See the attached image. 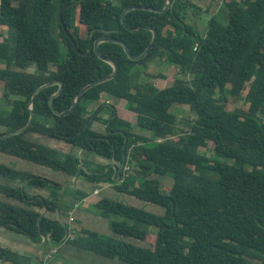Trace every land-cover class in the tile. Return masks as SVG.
<instances>
[{
  "label": "trees",
  "instance_id": "16d2710c",
  "mask_svg": "<svg viewBox=\"0 0 264 264\" xmlns=\"http://www.w3.org/2000/svg\"><path fill=\"white\" fill-rule=\"evenodd\" d=\"M193 1L172 0L165 13L129 12L128 27L150 26L158 32L148 55L133 61L120 45L101 43L100 53L119 66L116 77L87 91L62 118L49 103L59 85L43 89L34 99L31 126L0 139V154L70 179L83 165L79 177L87 182L111 184L117 192L164 209L157 215L101 198L93 212L111 220L114 237L84 230V237L72 241L93 254L123 264H264V0H222L227 23L212 16L203 36L189 22L191 9L202 11ZM116 2L0 0V86L9 107H0V136L28 123V105L42 85L63 83L53 99L55 110L63 112L83 87L111 74L112 66L95 53L98 38L123 41L134 56L147 48L152 32L131 33L122 25L121 13L130 6L163 9L165 0ZM72 3L63 20L81 53L59 18L60 10ZM157 62L169 64V73H156ZM157 80L168 86L158 88ZM244 92L245 106L229 109L231 99ZM112 99L123 101V110L107 105ZM175 105L188 106L193 114L185 121L186 130L172 112ZM35 136L66 143L84 157L122 164L125 156L130 170L115 179L110 165L89 164L77 153L38 143ZM167 175L173 183L162 189L159 178ZM0 176L26 182L24 188L0 185V226L34 243L43 235L53 246L69 241L68 225L55 217L58 211L62 220L70 209L54 191L63 190L59 183L3 165ZM27 187L49 195L30 196ZM79 195L77 200L88 196ZM45 208L48 215L41 217ZM4 259L41 263L37 256L0 248V261Z\"/></svg>",
  "mask_w": 264,
  "mask_h": 264
},
{
  "label": "rangeland",
  "instance_id": "374dc122",
  "mask_svg": "<svg viewBox=\"0 0 264 264\" xmlns=\"http://www.w3.org/2000/svg\"><path fill=\"white\" fill-rule=\"evenodd\" d=\"M114 3H117L116 1L118 0H112ZM197 7L202 9V11H198L196 9H191L189 12V22L197 27V32L203 36L208 28V22L209 18L212 16L218 17L224 24L227 23V11L224 8V3L222 0H194L193 1ZM154 70L156 73H163V74H168L170 71V65L164 62H157L153 64ZM34 68H30L29 72H33ZM174 74V71L172 72ZM172 73L170 72V76L172 77ZM160 86L167 87V83L165 81L159 82ZM247 92H244L243 96L240 99H231L230 104H229V109L233 110L235 108H243L245 106V100L244 97ZM3 94L4 90L0 86V107L1 108H9L8 106L5 105L3 102ZM15 97H13L14 99ZM124 108V107H122ZM172 112H174L177 117L178 121H180V128L183 130L187 129V126L185 125L186 120H191L193 118V114L189 110L188 106H179L175 105L172 108ZM102 116L104 118H107L109 116V112H103ZM96 128H99V130H103L104 126L101 124H95ZM146 135L148 139L153 138V136L150 133H142ZM35 140L43 144L45 146H48L50 148L56 149L58 151H62V149L68 153H78L77 150H74V147L69 146L68 144H60L61 148H57V142H51L50 140L41 137V136H35ZM214 145L212 143L209 144V148L212 149ZM210 154V153H209ZM99 158V157H97ZM96 158V159H97ZM102 159V158H99ZM104 160V159H103ZM108 161V160H106ZM0 165L3 166H8L11 167L14 170L20 171L21 173H26L29 174L27 171H31L32 169H36V166H32V164H29L27 162L21 161L16 158H12L10 156H6L4 154H0ZM54 173V172H53ZM53 175H57L60 177V180L68 179L65 175L54 173ZM50 178H55V176H51ZM78 183L75 184V178L73 179L74 181L70 183H66L62 185L61 187L63 190H54L56 191L57 196H60L63 202L68 201V203L71 200H77V193L76 190H84L88 191L89 189L84 188L85 184L88 186L90 185L89 183H84L82 180V177H80ZM161 181L162 189L166 187H170L171 184L173 183V178L171 175H167L165 177L159 178ZM118 181V179H117ZM25 183V182H23ZM62 184V183H61ZM75 184V185H74ZM0 185H6V186H15V180H11L9 178L0 176ZM23 186V185H22ZM113 187V186H112ZM26 193L29 194V190H26ZM110 194L108 195V198H111L114 201L120 202L125 205H129L135 208L143 209L148 212L157 214V215H163L164 214V209L162 207L148 204L143 202L142 200H139L133 196L120 193L114 190V187L110 189ZM113 194V195H112ZM107 195L103 193L100 195V199L103 197H106ZM0 199H3L2 196H0ZM65 204V203H64ZM78 210L75 209L73 210L74 212L76 211V220L75 223L68 222L64 216L61 218L65 221V223L68 225L69 230H70V235H69V243L71 244L69 247L67 245H59L60 246V253L57 257L59 262L57 264H123L121 261L118 259H107L101 256H98L96 254H93L90 251H87L85 249L79 248L78 246L74 245L72 241L76 238L84 237L82 231L87 230V231H93L98 233L102 237H114L110 230V221L108 219H104L99 217L93 212V208L90 203H84V202H78ZM75 214V213H74ZM81 216H84L85 222L82 221ZM74 218V217H73ZM116 217H113L112 220H116ZM74 233H73V232ZM7 233V232H5ZM2 239L1 244H6V242H10L13 246H17L18 248L24 249L28 248V244L26 245L23 242L29 241L31 244H33L34 247V242L31 240V238L27 237L26 235L17 233V232H9L6 235H2L0 237ZM6 241H3V240ZM28 242V243H29ZM38 243V242H35ZM1 246H6V245H1ZM53 246V245H52ZM57 247V246H54ZM6 248V247H5ZM8 248V247H7ZM39 248V247H37ZM21 252V251H20ZM69 253V255H68ZM47 255V254H46ZM33 256V255H31ZM45 257V255H44ZM66 262V263H65Z\"/></svg>",
  "mask_w": 264,
  "mask_h": 264
},
{
  "label": "water",
  "instance_id": "95a60500",
  "mask_svg": "<svg viewBox=\"0 0 264 264\" xmlns=\"http://www.w3.org/2000/svg\"><path fill=\"white\" fill-rule=\"evenodd\" d=\"M171 3H172V0H165V6L163 9H155V8H151V7H146V6H130V7H127L126 9L123 10V12L121 13V23L122 25L128 30L130 31L131 33H135V32H142V31H150L152 32L153 36H152V40L151 42L149 43V45L147 46V48L138 56H134L132 55L128 45L126 43H124L123 41H120V40H117V39H114V38H111V37H101V38H98L94 44V50H95V53L97 55V57L99 59H101L102 61H105L107 63H109L112 68H113V72L107 76H104L96 81H93L92 83H89L87 84L85 87H83L81 89V91L75 96L74 98V101H73V104L72 106L68 109V110H65L63 112H58L55 110L54 106H53V99L60 95L62 90H63V83L61 82H50V83H46L44 85H42L41 87H39L34 95H33V98L31 100V102L29 103L28 105V108L30 110V117H29V121L28 123L23 126L22 128L16 130V131H12V132H9L3 136H0V139H5V138H9V137H12V136H16V135H19V134H22L23 132H25L32 124L33 122V119H34V110H33V104H34V99L36 97V95L42 91L43 89L45 88H48V87H51V86H54V85H59V89L51 96L50 98V107L51 109L53 110L54 114L60 118L62 117H65L69 114H71L75 108L77 107L81 97L89 90H91L92 88L98 86V85H101L103 83H106L108 81H111L113 80L116 75L118 74L119 72V66L117 64L116 61H114L113 59L109 58V57H105L104 55H102L99 51V45L101 43H116L118 45H120L121 47H123L127 57L130 59V60H133V61H139V60H142L144 59L148 53L152 50V48L154 47L156 41H157V37H158V32L155 28L153 27H150V26H140V27H137V28H130L127 26L126 24V15L129 13V12H132V11H136V10H144V11H149V12H154V13H165L167 12L170 7H171ZM75 3H72V4H67L65 5L61 10H60V14H59V18H60V22H61V25L66 33V35L71 39L73 45H74V48L77 49V51L79 53H81L78 48H77V44H76V41L74 40V38L72 37V35L70 34V32L67 30L65 24H64V20H63V15H64V12L66 9H68L69 7H71L72 5H74ZM110 32H113V31H110ZM87 54V53H85ZM108 105V104H107ZM126 146V145H125ZM126 165V159H125V156H124V162L120 165V167H117V166H114V170H115V176L120 179L121 178V175H122V172L124 170V167ZM83 169V165H80L79 168H78V172L75 176V181L76 179L79 177V174L81 172V170ZM23 188V186H22ZM48 213V210L45 208L44 212L42 213L41 217L45 216L46 214ZM41 217L39 218V220L41 219ZM58 219L60 221V223L65 226V223L60 219V217L58 216ZM44 241H41V242H38L36 243L37 245H44L46 240H47V237L46 236H42ZM5 262V259L1 262V264H4Z\"/></svg>",
  "mask_w": 264,
  "mask_h": 264
},
{
  "label": "crops",
  "instance_id": "0c3cea01",
  "mask_svg": "<svg viewBox=\"0 0 264 264\" xmlns=\"http://www.w3.org/2000/svg\"><path fill=\"white\" fill-rule=\"evenodd\" d=\"M163 74V73H162ZM167 74V73H166ZM166 74H164V75H166ZM161 81H164V80H157L156 81V86L158 87V88H163V86H160V83L159 82H161ZM107 104L108 105H114L118 110H123V108L122 107H124L125 106V103L123 102V101H120V100H109L108 102H107ZM105 112H109V110H107V109H105L104 110ZM109 114H110V112H109ZM144 135V134H143ZM146 136V135H145ZM57 148L58 149H60L61 148V146H60V144H58L57 143ZM62 149V148H61ZM63 150V149H62ZM77 156L78 157H80V158H84V159H86L88 162H89V164L90 163H93V162H95L96 161V163H98V164H102V165H110L112 168L114 167V166H117V167H120V163H117V162H115V161H106V160H103V159H99V158H97L96 156H94V155H92V154H90V155H88L87 157H84L83 156V153H82V151H78V153H77ZM82 158V159H83ZM97 158V159H96ZM33 166V165H32ZM35 166V165H34ZM36 169H32L31 171H27L30 175H32V176H40V177H43V178H47V179H50V180H52V181H54V182H56V183H59L61 186L62 185H64V184H66V183H70V182H72V181H74L73 179H70V178H68V179H64V180H60V177H58L57 175H53L54 173H56V172H54L53 173V171H49V170H46L45 168H42V167H38V166H36L35 167ZM114 169V168H113ZM106 172H108V169L106 170ZM59 174V173H58ZM51 176H55V178H50ZM114 178L116 177L115 176V170H114V176H113ZM79 179H81L80 177H78L77 179H76V181H75V184H77L78 183V181H79ZM116 179V178H115ZM82 180H83V182L84 183H86L87 181L85 180V179H83L82 178ZM62 183V184H61ZM87 183H89V182H87ZM25 184H26V182L25 183H22L21 181H19V180H15V187H18V186H21L22 187V185H23V188L25 187ZM74 184V185H75ZM90 185H86L85 184V187L84 188H86V189H89V192L88 191H84V190H79V189H77L76 190V193H77V197L79 198L80 197V195H79V193H87L88 194V196L86 197V198H84V199H82V200H71L69 203H68V201H65V202H63V203H65L64 205H66V206H69L70 207V209H69V211L65 214V216H64V218H66V220L69 222V219H70V217H74L73 219H74V221L73 222H71V223H75V220H76V211L74 212L73 210H75V209H77L78 210V208L79 207H77V208H75L74 206L75 205H77L78 204V202L80 201H82V202H84V203H90L91 204V206H93L94 205V203H96L97 201H99L100 200V195H102L103 193H105L107 196V198H108V195H111L110 194V189L111 188H113L112 187V185L111 184H91V183H89ZM12 186V185H11ZM26 190H29V194L28 195H30V196H45V197H47L48 195H49V192L48 191H46V190H36V189H32V188H26ZM96 190H99L100 191V193L99 194H97V195H95L94 194V192L96 191ZM115 190V189H114ZM116 191V190H115ZM113 195V194H112ZM76 199V198H75ZM73 207V208H72ZM44 212V211H43ZM58 212V211H57ZM56 212V214H55V217H57L58 218V213ZM75 213V214H74ZM46 215H48V214H46ZM81 218H82V221L83 222H85V220H84V216H81ZM62 221L63 222H65L63 219H62ZM5 232H7V233H9V232H13V231H11V230H9V229H7V228H5V227H3V226H0V237H2V235H6L7 233H5ZM73 232V231H72ZM74 233V232H73ZM42 239H43V237H42ZM2 239H0V248H9V249H11V250H13V251H15L16 253H18V254H20V255H22V256H31V255H34V256H37V261H38V263H39V261L41 262V263H39V264H42V262H43V260H44V255L46 256V254H49L51 251H53V250H56V253L54 254V255H52L51 256V258H50V263L51 264H57L58 262H59V260L57 259V257L56 256H58L59 255V253H60V246H57V247H54V246H52V244L49 242V238H47V240H46V242H45V244L44 245H37L36 243H34V247H33V244H31L29 241H26V242H23V243H25L26 245L28 244V248L26 247V248H24V249H21V250H19L20 248H18L17 246H13L10 242H6V244H1L2 243V241H1ZM3 241H6L5 239L3 240ZM42 241H44V239L42 240ZM29 242V243H28ZM1 245H6V246H1ZM62 245H67L68 247L71 245L69 242H65V243H63ZM61 245V246H62ZM37 247H39V248H37ZM21 251V252H20ZM68 255H69V253H68ZM1 262L2 261H0V264H1ZM66 263V262H65ZM4 264H12V263H10V262H4ZM67 264V263H66Z\"/></svg>",
  "mask_w": 264,
  "mask_h": 264
},
{
  "label": "built area",
  "instance_id": "2783aa9c",
  "mask_svg": "<svg viewBox=\"0 0 264 264\" xmlns=\"http://www.w3.org/2000/svg\"><path fill=\"white\" fill-rule=\"evenodd\" d=\"M129 170H130V168H129L128 166H125L124 171L127 173ZM99 193H100L99 190H96V191L94 192L95 195H97V194H99ZM74 207L77 208V207H78V204L75 205ZM73 221H74L73 217H70L69 222H73ZM55 253H56V250H53V251H51L49 254H47V255L44 257V260H43L42 264H50L49 260H50L51 256L54 255Z\"/></svg>",
  "mask_w": 264,
  "mask_h": 264
},
{
  "label": "clouds",
  "instance_id": "9594fccd",
  "mask_svg": "<svg viewBox=\"0 0 264 264\" xmlns=\"http://www.w3.org/2000/svg\"><path fill=\"white\" fill-rule=\"evenodd\" d=\"M126 166V165H125ZM125 168V167H124ZM124 171V170H123ZM49 262H50V260H49ZM51 264V263H50Z\"/></svg>",
  "mask_w": 264,
  "mask_h": 264
}]
</instances>
